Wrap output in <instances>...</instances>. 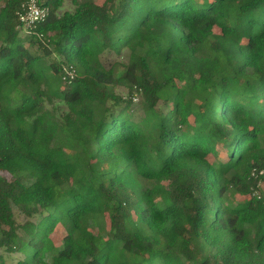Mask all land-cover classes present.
<instances>
[{
    "label": "trees",
    "instance_id": "trees-1",
    "mask_svg": "<svg viewBox=\"0 0 264 264\" xmlns=\"http://www.w3.org/2000/svg\"><path fill=\"white\" fill-rule=\"evenodd\" d=\"M25 1L0 0L13 264H264V0H36L22 38Z\"/></svg>",
    "mask_w": 264,
    "mask_h": 264
},
{
    "label": "built area",
    "instance_id": "built-area-1",
    "mask_svg": "<svg viewBox=\"0 0 264 264\" xmlns=\"http://www.w3.org/2000/svg\"><path fill=\"white\" fill-rule=\"evenodd\" d=\"M49 14L46 6H40L36 0H26L18 12L19 28L28 32L36 23L43 21ZM136 101V97L133 98Z\"/></svg>",
    "mask_w": 264,
    "mask_h": 264
},
{
    "label": "rangeland",
    "instance_id": "rangeland-1",
    "mask_svg": "<svg viewBox=\"0 0 264 264\" xmlns=\"http://www.w3.org/2000/svg\"><path fill=\"white\" fill-rule=\"evenodd\" d=\"M97 1L102 3L104 0H97ZM20 36L22 38L26 36L25 30H21ZM126 55L127 54L125 51L122 52L121 58L117 57V55L112 54L109 58V61H114L117 59L125 61ZM116 91L122 96H125L127 94V89L123 87H118ZM61 235H62V229L60 227L56 228L55 232L53 233L54 240H58L61 237ZM18 256L20 255L6 253L3 249L0 248V257L4 260L5 264H13Z\"/></svg>",
    "mask_w": 264,
    "mask_h": 264
}]
</instances>
